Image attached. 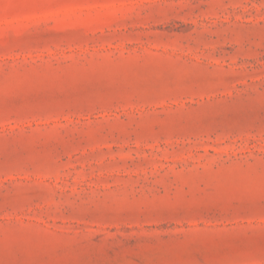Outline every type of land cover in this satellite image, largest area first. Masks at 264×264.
Segmentation results:
<instances>
[{
  "label": "rangeland",
  "instance_id": "1",
  "mask_svg": "<svg viewBox=\"0 0 264 264\" xmlns=\"http://www.w3.org/2000/svg\"><path fill=\"white\" fill-rule=\"evenodd\" d=\"M0 264H264V0H0Z\"/></svg>",
  "mask_w": 264,
  "mask_h": 264
}]
</instances>
